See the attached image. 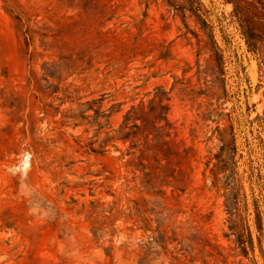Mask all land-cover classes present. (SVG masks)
Here are the masks:
<instances>
[{
	"label": "rangeland",
	"instance_id": "rangeland-1",
	"mask_svg": "<svg viewBox=\"0 0 264 264\" xmlns=\"http://www.w3.org/2000/svg\"><path fill=\"white\" fill-rule=\"evenodd\" d=\"M263 13L264 0H0V264H264ZM174 82L170 118L193 152L184 193L160 197L139 147L114 136ZM216 127L235 137L237 215L205 165Z\"/></svg>",
	"mask_w": 264,
	"mask_h": 264
},
{
	"label": "trees",
	"instance_id": "trees-1",
	"mask_svg": "<svg viewBox=\"0 0 264 264\" xmlns=\"http://www.w3.org/2000/svg\"><path fill=\"white\" fill-rule=\"evenodd\" d=\"M261 27L264 29V23H261ZM247 40L251 42L250 37H247ZM178 82L183 83L182 81ZM175 86L176 82L173 83L169 91L164 90L162 86H157L151 98L147 101L141 100L138 104L132 105L124 113L114 136L115 139L129 141L131 148L139 147L137 157L139 159L138 166L142 173L141 184L147 192L158 194L160 197L165 194L164 190H162L163 186L172 187V197L174 191L184 193L190 175L188 170L182 166L189 163L193 148L185 146L181 148V144L184 145V141L177 139L178 126L176 121L170 118V93ZM179 91L187 94V90L184 87H181ZM214 131L218 133V139L221 144L218 152L212 154L205 165L207 167L212 158L216 159L210 168L213 177L212 186L218 187L221 182V178L218 175L222 173L223 179L226 180V182H223L224 188H229L225 202L227 213L230 216L237 215L238 189L237 184L234 183L235 171L234 169L229 170L228 167L229 162H232L233 155L236 153L234 133L232 130L226 133V130H220L218 127ZM230 183H232L231 187H227ZM238 235L240 251L246 255V240L242 234ZM193 237L200 239L198 232Z\"/></svg>",
	"mask_w": 264,
	"mask_h": 264
}]
</instances>
